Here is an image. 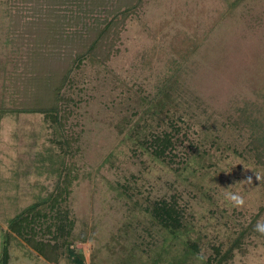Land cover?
<instances>
[{
  "label": "rangeland",
  "instance_id": "1",
  "mask_svg": "<svg viewBox=\"0 0 264 264\" xmlns=\"http://www.w3.org/2000/svg\"><path fill=\"white\" fill-rule=\"evenodd\" d=\"M4 2L0 101L6 103L10 79L31 69L32 50L49 34L33 24L29 30L26 0ZM132 11L108 57L87 58L67 90L74 102L65 129L79 134L70 159L76 170L61 204L73 221L72 247L84 264H208L213 248H228L243 229L242 248L227 264H264V232L244 230L260 209L256 223H264V0H142ZM157 102L184 116L177 169L136 141L148 126L167 129L162 114L152 113L162 108ZM54 132L38 112L0 116L6 264H77L65 250L47 259L8 228L12 217L54 191L63 159ZM226 191L238 192L243 204L226 201ZM174 195L185 208L176 236L152 213L154 202Z\"/></svg>",
  "mask_w": 264,
  "mask_h": 264
},
{
  "label": "trees",
  "instance_id": "2",
  "mask_svg": "<svg viewBox=\"0 0 264 264\" xmlns=\"http://www.w3.org/2000/svg\"><path fill=\"white\" fill-rule=\"evenodd\" d=\"M141 2L142 0H26L29 8L27 6L23 16H29V30H32L31 24L33 27L36 25L37 30L49 34L48 40L32 50L31 69L22 71L20 75L14 73L15 76L10 79L12 95L6 103L0 101V116L27 112L44 115L55 131L56 137L52 140L59 147L63 159L53 193L12 217L8 228L47 259L53 258L50 254L57 257V250H65L71 261L84 264L68 239L73 229V221L61 207L66 197L64 194L70 174L73 175L76 170L73 160L70 159L76 157L78 146L74 143L79 137L77 132L67 133L65 129V123L72 113L70 103L74 102L67 90L74 86L73 74L80 70L87 58L103 61V56L108 57L118 38L120 25H123L132 10L138 8ZM39 4H43L40 9L37 8ZM4 5L6 6V0ZM73 6L81 11L74 14L70 11L74 10ZM8 9L10 8L5 9V13H8ZM166 85L167 82L162 83L155 97L162 94ZM157 103L162 108L157 109L159 112L152 113L162 114L159 120L166 121L167 129L160 125L153 126L152 129L148 126L147 132L136 141L152 158L177 169L175 164L179 156H176V149L181 141L179 136L182 137L179 123H183L184 116L173 111L168 114L169 108L164 110L162 102ZM256 155L259 158L262 156L258 150ZM181 163L187 164V158L182 159ZM44 204L45 208H40ZM184 212L185 208L176 201L175 195L169 199H158L152 207V213L161 227L168 228L175 236L184 227ZM260 214L262 209L244 228L250 235L256 233L258 236L260 233L255 227ZM242 230L228 248L221 250L214 247L213 257L208 264H227L232 260L234 250L242 248ZM4 237L1 242L0 264H6L8 259L7 233Z\"/></svg>",
  "mask_w": 264,
  "mask_h": 264
},
{
  "label": "clouds",
  "instance_id": "3",
  "mask_svg": "<svg viewBox=\"0 0 264 264\" xmlns=\"http://www.w3.org/2000/svg\"><path fill=\"white\" fill-rule=\"evenodd\" d=\"M256 178L258 179L259 177H256ZM251 180H252L251 177H248L246 179V181H251ZM224 196H225L226 201L231 202L235 206L242 205L244 202L242 196H240L238 192L226 191ZM255 227L258 231L264 232V223L258 222Z\"/></svg>",
  "mask_w": 264,
  "mask_h": 264
}]
</instances>
